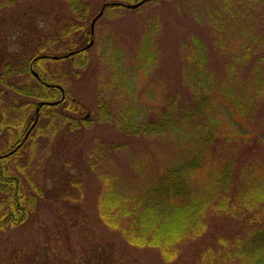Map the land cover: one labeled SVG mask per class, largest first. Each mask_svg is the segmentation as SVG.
Instances as JSON below:
<instances>
[{"label":"rangeland","instance_id":"rangeland-1","mask_svg":"<svg viewBox=\"0 0 264 264\" xmlns=\"http://www.w3.org/2000/svg\"><path fill=\"white\" fill-rule=\"evenodd\" d=\"M136 1L81 0L82 8H86L85 28L105 3L124 7L106 10L99 18L92 48L84 59L76 58L71 64L70 73L79 74L76 78L61 72L67 70L70 61L43 63L49 77L65 83L68 97L84 107L79 115L89 113L88 120L92 121L98 101L119 117L124 109H117V105L127 98L130 103L136 98L147 105L186 98L190 95L188 77L198 69L201 58L206 60L202 70L209 76L224 63L242 64L250 58L249 66L264 59V0H155L133 10L125 8ZM68 5L64 0H0V67L29 57L33 46L45 40L49 41L48 52L59 56L78 44L73 35L60 44L55 40L69 18H74ZM193 40L197 43L192 44ZM198 44L203 46L204 55L193 52ZM139 60L145 63L137 73ZM82 61L84 66H80ZM58 67L59 77L52 76L51 69ZM140 73L144 76L135 84ZM219 74L217 79L222 77ZM16 81L19 79L13 75L6 79L11 85ZM127 85L131 87L129 92ZM143 86L147 88L143 90ZM0 92L3 111L13 95L1 85ZM156 110L141 112L138 121L154 119ZM47 112L48 117L38 124L42 133L35 149L23 153L32 156L24 173L16 171L24 167L21 159L4 163L10 173L20 176L19 185L26 197L39 193L25 222L0 233V264H15L17 257L27 258L26 264H168L156 250L128 245L98 218L97 204L105 176L98 168L105 171L110 164L115 171L123 168L130 157L124 146L134 143L131 141L135 138L120 132L114 122L91 124L78 132L62 126L58 116L51 118L52 110ZM136 142L153 144L151 139ZM118 146L119 150L111 154L110 147ZM135 146L139 151L143 145ZM2 197L0 193V200ZM221 219L212 220L208 224L211 234L206 231L203 235L213 245L219 238L214 236V224ZM192 242L189 238L178 245L171 264L198 263L194 258L200 252L202 255L205 247Z\"/></svg>","mask_w":264,"mask_h":264},{"label":"trees","instance_id":"trees-1","mask_svg":"<svg viewBox=\"0 0 264 264\" xmlns=\"http://www.w3.org/2000/svg\"><path fill=\"white\" fill-rule=\"evenodd\" d=\"M64 1L74 18L68 17L69 24L55 35V40L60 44L73 35L78 44L60 57L48 52L49 41L45 40L42 45L33 46L29 57L0 67V85L13 95L10 104L0 111V129L21 133L28 121H33L38 103H43L37 114L39 122L48 117L47 110H52L51 118L58 116L62 126L78 132L91 124L114 122L120 132L135 140L124 146L130 157L123 168L119 166L115 171L114 164L108 170L105 167V171L98 168L105 176L97 213L107 229L118 232L132 247L158 251L168 264L175 261L178 245L189 238L205 247L202 255L200 252L194 258L197 264H264V59L249 66L250 58L242 64L216 62L221 64L217 68L222 73L217 79V70L212 76L202 70L206 60L201 58L194 74H188L190 95L186 98L171 103L156 101L155 105L136 98L130 103L127 98L117 105V109H124L119 117L98 101L91 121L88 112L84 117L79 115L84 107L68 97L65 83L52 80L48 67L43 65L46 61H70L67 70L61 72L76 78L79 74L70 73L71 64L76 58L84 59L92 48L85 50L93 43L94 32L85 28L83 2ZM122 6L105 3L101 11L104 14ZM203 51L199 44L193 50L199 55H204ZM144 63L145 60L136 63L137 73ZM84 64L82 61L80 66ZM60 69H51L52 76L59 77ZM12 75L19 81L7 84L6 79ZM143 76L140 73L135 84ZM114 85H119L118 81ZM130 88L127 85L128 92ZM146 88L143 86V90ZM14 97L16 100H12ZM149 109H157L156 117L138 121L141 112ZM39 122L29 140L31 144L35 142L31 151L41 137ZM147 139L153 144L136 142ZM15 140L11 139L9 147L0 153L10 150ZM137 143L143 145L139 151H135ZM120 147H110V153L115 154ZM30 155L22 154L24 158ZM24 158V167H17L18 173L23 174V169L31 164L32 156ZM10 160L0 161V233L25 222L39 193L26 197L19 185L20 176L10 173L4 164ZM220 218V223L214 224V236L219 238L213 245L203 235L209 232L208 224ZM15 260V264L27 263L25 257Z\"/></svg>","mask_w":264,"mask_h":264},{"label":"flooded vegetation","instance_id":"flooded-vegetation-1","mask_svg":"<svg viewBox=\"0 0 264 264\" xmlns=\"http://www.w3.org/2000/svg\"><path fill=\"white\" fill-rule=\"evenodd\" d=\"M35 78V77H34ZM43 103H38L36 107L34 108V119L33 121L29 120L27 125L23 128V130L20 132L15 130H10L5 132V129H0V151L2 152L7 147H9V142L11 139H16L14 144L10 147V150H8L5 153H0V161L6 158H11L12 160L15 159H23L24 157L22 154L28 149L31 148V146L35 143L29 142L31 135L33 134V130L36 127L34 125L36 114L39 112L42 108ZM39 122V121H38ZM18 133V134H17ZM15 137V138H12ZM11 143V142H10ZM31 144V145H30ZM31 150V149H30ZM30 157V156H28ZM25 159V158H24Z\"/></svg>","mask_w":264,"mask_h":264},{"label":"water","instance_id":"water-1","mask_svg":"<svg viewBox=\"0 0 264 264\" xmlns=\"http://www.w3.org/2000/svg\"><path fill=\"white\" fill-rule=\"evenodd\" d=\"M147 1H153V0H144L143 2H140V3L135 4V5H132V6H125V8L133 10V9L138 8L142 3L147 2ZM102 15H103V11H101V12H100V13H99V14H98V15L92 20L91 25H90L91 33H93L94 26H95L97 20H98L99 18L102 17ZM91 46H92V43H90L88 46H86L85 50H86V49H89ZM70 55H71V54H70ZM70 55H69V56H70ZM54 59L57 60L58 58H54ZM33 75H34V77H37V75H36L35 73H33ZM53 105H54V104H53ZM37 120H38V118H36V120H35V122H34V125L37 123Z\"/></svg>","mask_w":264,"mask_h":264}]
</instances>
